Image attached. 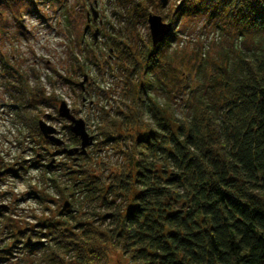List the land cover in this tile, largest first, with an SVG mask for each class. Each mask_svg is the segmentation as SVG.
<instances>
[{
	"label": "trees",
	"instance_id": "obj_1",
	"mask_svg": "<svg viewBox=\"0 0 264 264\" xmlns=\"http://www.w3.org/2000/svg\"><path fill=\"white\" fill-rule=\"evenodd\" d=\"M126 1L132 16L142 8V4L132 7L130 0ZM179 1L171 11L172 24L177 13L182 18L206 15L209 23L218 21L222 32L229 26L230 32L245 39L264 34V6L259 0ZM173 38L172 31L157 49L151 47L148 56L157 53L155 63L145 58L142 70L145 77L156 72L170 82L179 80L172 84L176 94L163 93V103L151 100L147 109L151 123L141 120L144 130L135 135V148L142 151L138 152L141 159L134 162V173H116L124 179L117 185L107 184L106 190L98 187L100 175L92 176L87 185L83 181L72 183L68 209L76 211L72 201L82 189L79 194H86L83 206L98 202L99 210L90 215L84 211L72 225L70 236L80 233L106 241L114 235L120 242L117 251L126 256L116 264H264V48L258 55L233 50L236 61L231 72L227 69L230 51L224 50L222 63L213 62L211 72L205 74L202 69L208 65V51L199 50L198 56L202 57V52L205 57L201 58L203 63L197 64V71L187 73L183 70L186 64L182 68L165 65L166 48ZM110 39L115 47L114 36ZM202 72L203 78L197 81ZM155 86L141 80L137 87L144 95L146 88ZM175 99L184 102L181 117L174 111ZM126 108L122 105L115 113L122 121L131 119ZM125 139L122 134L108 135L102 143L109 147ZM118 154L123 156L124 152ZM82 158L89 160V156ZM78 161L72 159L73 164ZM55 166L61 171L67 168ZM86 171L81 165L67 171L65 177L71 181ZM130 180L137 189L133 202L123 213L113 211ZM62 191L69 192L67 188ZM59 215L65 216V211ZM118 220L119 230L111 226ZM53 243L64 251L49 264L57 260L59 264H77L80 245ZM95 251L92 248L90 254Z\"/></svg>",
	"mask_w": 264,
	"mask_h": 264
},
{
	"label": "clouds",
	"instance_id": "obj_2",
	"mask_svg": "<svg viewBox=\"0 0 264 264\" xmlns=\"http://www.w3.org/2000/svg\"><path fill=\"white\" fill-rule=\"evenodd\" d=\"M138 3L143 7L137 10L135 16L124 8L115 18L110 13L117 10L116 5L110 0H7V6L0 4V161H4L0 163V172L17 159L32 161L37 154L43 157L40 164L50 163L47 153L41 149L47 148L48 152L57 149L44 143L41 132L55 135L67 148H79L82 141L91 143V147L87 148L88 161L81 157L78 163L73 164L72 159L77 157H56L57 163L67 168L51 176L43 170L27 169V175L20 174L23 182L0 177V205L11 209L9 212L0 209V264H49L50 260L62 257L64 251L53 243L54 240L71 246L80 245L77 264H116L121 258L116 255V246L120 242L115 240L114 235L106 241L80 233H77L78 238L70 236L72 225L79 222L82 213L95 210V205L89 208L83 206L84 197L79 194L82 189L77 190L72 201L76 211L65 209L63 217L59 212L72 191V183L83 181L87 185L92 176L100 175L98 187L106 190L107 184L117 185L124 179L116 173H134V162L141 159L138 152L142 151L135 148V135L137 131L144 130L141 120L151 123L147 113L151 100L166 92L176 94L172 84H178L179 80L172 79L170 82L168 77L156 72L145 77L142 70L145 58L155 63L157 56V53L148 56L154 25L158 24L150 23L149 13L172 19L171 11L175 5L161 12L157 7L158 0H130L132 7ZM259 3L264 6V0H259ZM97 5L102 13L101 20L107 17L115 32H109L105 25L102 28L105 38L93 47L92 33L85 35L83 29L89 22V9H95ZM33 6L36 11L26 14ZM165 23L168 21L165 20ZM206 23L204 18L190 20L182 18L180 13L176 14L171 25L176 43L165 56L166 66L174 65L177 54L193 53L204 44L200 32ZM108 36H114L115 47L107 39ZM101 45L105 52L113 49L111 58L107 54L97 55ZM62 77L75 80L77 84L66 83ZM141 80L156 86L151 90L146 88V94L140 95L137 86ZM61 100L67 101L68 109L65 111L70 109L68 116L74 119L61 117ZM180 103V99L175 100L177 106ZM140 104L144 107L141 108ZM13 105L19 110L11 111ZM122 105L127 106L129 121H122L115 115ZM45 115L52 118L44 122L56 130L54 134L40 126L39 122L44 120ZM75 121L84 123L78 125ZM121 134L126 138L123 143L104 147L102 142L108 135ZM88 137L95 139L89 141ZM101 149L103 155L99 154ZM121 151L124 155H117ZM81 165L87 170L84 175L71 181L60 179L66 176L67 171ZM121 165L124 167L121 168ZM110 175L113 176L111 180L108 179ZM49 180L57 181L60 187L50 184ZM33 186L39 190L43 200L16 204L19 195ZM63 188H68L69 192H63ZM136 190L134 182L128 181L122 198L112 210L123 213L127 204L133 202L131 197ZM5 192L13 195L3 197ZM50 198L56 200L55 205L48 202ZM111 226L119 230V220ZM95 227L99 229V225ZM107 228L108 225H105L104 230L107 231ZM24 229L28 231H22ZM65 229L69 231L65 232ZM92 248L96 251L90 254Z\"/></svg>",
	"mask_w": 264,
	"mask_h": 264
},
{
	"label": "rangeland",
	"instance_id": "obj_3",
	"mask_svg": "<svg viewBox=\"0 0 264 264\" xmlns=\"http://www.w3.org/2000/svg\"><path fill=\"white\" fill-rule=\"evenodd\" d=\"M1 2L4 6H7V0H1ZM112 2L115 3L116 9H117L116 11H113L110 13V15L113 18L120 15V12L123 11L124 8H128V1H126V0H110V3H112ZM179 2H176V0H168V5L163 6V4L161 3V0H158L157 7L159 8V10L161 12H166L169 9V7L174 4L175 6L172 7V10H175L176 6L178 5L177 3H179ZM142 7H143V5H142ZM93 10L97 12L96 20L93 19ZM35 11H36V9L33 6V8L30 9L29 12H27L26 14L31 15ZM89 12H90L89 22L84 26L83 31H84L85 35H87L89 32L92 33L90 38L92 40L93 47H95L96 45L100 44V41L102 39L105 38L106 34L104 31H102V28H104L105 25H107L109 32L114 33L115 29L112 26L111 21L107 20V17H105L104 20H101L102 13L99 10V5H97V8H95V9L90 8ZM132 14H133V16H135L137 13H135V11H134ZM149 14H151V13H149ZM162 17L164 20H167L169 22V18H167L168 16H162ZM184 18L190 19V20L204 18L207 21V23L205 24L204 30H202L200 32V37H201V39L204 40V44L199 45L198 49L196 51H194L193 53H185L183 55L177 54V59L174 62L173 66L176 68H179V67L182 68V65L186 64L183 67V70L187 73L195 72V70L197 71V64L203 63L201 58H205V57L209 60V62H208V65H206V70H205V68H203L202 70H203V72L204 71L205 72H209V71L211 72V67L213 66V62L222 63V61L224 60V53H225L224 50L230 51L229 52V64H228L227 69L229 72H231L233 70V64H235V61H236L235 56L232 53L233 50L239 49V50H243L246 54H249V55L253 54V53L258 55L262 52L261 48H264V34L263 35L257 34L254 36H249L247 39H245L243 36L239 35L238 32H230L229 26H225L226 31L222 32V30L217 25L218 21H212L211 23H209L206 15H198V16L193 17V18L192 17H188V18L184 17ZM21 27H22V25H21ZM95 35H96V38H94ZM107 39L111 42L110 36H108ZM174 43H176V37L173 38V40L169 43L168 47L166 48L167 53L169 52V50L171 49V47ZM205 46L207 47L208 52H207V55L204 57L202 52L205 51ZM109 49L107 50V52H105L103 50V45H101L100 51L97 53V55L103 56V55L107 54V55H109V58H111L112 52L110 53ZM199 50H202V52L200 54V55H202V57L198 56ZM203 72L199 73L200 79H197V81L201 80L203 78V76H204ZM205 72H204V74H205ZM88 78H90V77H88ZM62 79H64L66 83L77 84V81H75V80H72L73 83H71L66 77H62ZM156 98H157L158 102H160V103L164 102L163 93H162V95L157 96ZM61 102H65L67 104V101L61 100L60 103ZM183 103L184 102L181 101L179 106L174 104V111L177 114V117H181V115H182ZM41 106H44V105H41ZM67 106H68V104H67ZM29 107H31V106H29ZM10 110L11 111H18L19 109H18V106L13 105V106H11ZM51 119H52L51 117L45 115L44 120H42V121H45V120L51 121ZM42 138H43V136H42ZM43 140H44V143L46 145L57 149V151H54V152H48L47 148L41 149L42 152L47 153V156L49 157L50 162L54 161L52 163V165H51V163L40 164L39 162L43 159V157L40 154H37L35 156V159L32 161H30L28 159H24L22 161L17 159L15 161H13L9 167L4 168L3 171H5V174L2 177H8V178H11L12 180H18V181L23 182V177L20 174L23 172V173H25V175H27V169H30L31 171H36V172L43 170L44 172H47L49 174V176H51L57 172H60L61 170H59L55 166V165H59L57 163L56 157L64 156L67 159V156L63 154L62 148L55 147L52 143H49L44 138H43ZM33 143H35V141ZM73 148H76V147H73ZM29 151H32V149H29ZM99 154L100 155L104 154L103 149H101ZM117 155H120V154H117ZM87 157H88V155L85 156L84 158H87ZM3 162L4 161H0V163H3ZM26 166H27V168H26ZM121 166H123V165H121ZM52 169H55V170L52 171ZM65 178H67V177H65V176L60 177V179H65ZM49 183L53 184L51 180H49ZM7 196H10V194H7L5 197H7ZM39 196H42V195L40 194L39 190L33 186L28 192H25V193L19 195V198L15 201V203L16 204H24V203H29L32 201L40 202V200L38 199ZM80 196L85 197L86 194H82ZM48 202L55 205L56 200L50 198L48 200ZM65 202L71 203V198L68 197V199L65 200L64 203ZM84 202H86V200H84L83 203ZM93 205H95V210H99V208L97 206L98 202H89L88 207L85 206V208L92 207ZM61 210H62V208H61ZM9 211H11V209ZM9 211H5V212H9ZM94 211H92V212H94ZM103 211L104 210H102L101 212H103ZM86 212L90 215V213L88 211H86ZM0 218H2V217H0ZM116 255L120 256L121 257L120 259H123V257L124 258L126 257L120 251L119 252L117 251ZM69 260L70 259L68 258L67 261H69ZM118 261L119 260H117L116 262H118ZM126 262H127V260H126Z\"/></svg>",
	"mask_w": 264,
	"mask_h": 264
},
{
	"label": "water",
	"instance_id": "obj_4",
	"mask_svg": "<svg viewBox=\"0 0 264 264\" xmlns=\"http://www.w3.org/2000/svg\"><path fill=\"white\" fill-rule=\"evenodd\" d=\"M163 6L168 5V0H161ZM97 18V12L93 10V19L96 20ZM149 21L152 22H158L157 25H154V35H153V41H152V47L153 49H157L159 44L163 42L170 34H171V22L165 23V20L162 16H153L152 14H149ZM96 38V35H95ZM65 109H68V106L65 102H61V117L62 118H68V119H74L72 117L68 116V111H65ZM40 126L42 129H47L51 133H55L54 128H50V125L45 123L44 121H40ZM76 124L82 125L83 121H75ZM44 139L48 140L50 143H52L54 146L58 148H63V153L67 155L68 157H77L74 159L77 161L80 157H85L88 155L87 148L91 147V143L85 144L83 141L81 142V146L79 148H67L63 146V141L56 139L55 135L49 136L45 134L44 132H41ZM86 135V134H85ZM89 141H93L94 137H88ZM53 163V162H52ZM51 163V165H52ZM4 172H0V177H2ZM70 207V204L67 202L65 203L61 213L65 211V209H68ZM0 209H8L6 206H0ZM35 243V242H34ZM37 243V242H36Z\"/></svg>",
	"mask_w": 264,
	"mask_h": 264
},
{
	"label": "built area",
	"instance_id": "obj_5",
	"mask_svg": "<svg viewBox=\"0 0 264 264\" xmlns=\"http://www.w3.org/2000/svg\"><path fill=\"white\" fill-rule=\"evenodd\" d=\"M10 195H13V193H12V194H10Z\"/></svg>",
	"mask_w": 264,
	"mask_h": 264
}]
</instances>
